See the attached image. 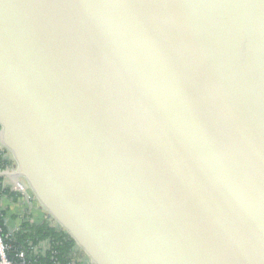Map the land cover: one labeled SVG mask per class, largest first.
Masks as SVG:
<instances>
[{"label": "water", "instance_id": "water-1", "mask_svg": "<svg viewBox=\"0 0 264 264\" xmlns=\"http://www.w3.org/2000/svg\"><path fill=\"white\" fill-rule=\"evenodd\" d=\"M0 144L91 264H264V0H0Z\"/></svg>", "mask_w": 264, "mask_h": 264}, {"label": "trees", "instance_id": "trees-1", "mask_svg": "<svg viewBox=\"0 0 264 264\" xmlns=\"http://www.w3.org/2000/svg\"><path fill=\"white\" fill-rule=\"evenodd\" d=\"M13 164V160L0 153V170ZM1 194L12 196L14 199L19 197V194L7 188L0 189ZM0 228L3 233L8 234L13 252L23 249L24 264H71L80 250L70 235L56 223L53 225L49 219L33 222L26 214L19 226L11 231L5 224V211H0ZM44 241L50 245L49 250H42ZM81 254L85 256L83 252Z\"/></svg>", "mask_w": 264, "mask_h": 264}, {"label": "built area", "instance_id": "built-area-1", "mask_svg": "<svg viewBox=\"0 0 264 264\" xmlns=\"http://www.w3.org/2000/svg\"><path fill=\"white\" fill-rule=\"evenodd\" d=\"M0 153L4 157H7L8 159L12 160L10 154L1 146V144H0ZM14 168H15V164H13L10 167L1 169L0 172L1 171H11ZM0 177H2V180L0 181V189L7 188L9 191L19 194V197H17L16 199L11 198L6 194H1L0 195V211H6V206H3L2 200H1L4 197H9L11 199V203L18 202L16 200H19L18 203L20 205V208L22 209V211L20 212L18 216L19 224H20L22 218L29 212L28 207L30 205L32 206L36 205L37 202L34 198V195L29 190L25 181H23L22 179H16L12 181L9 177L4 176V175ZM41 220L43 219L40 218L39 220H33V222H39ZM42 247H43L42 250L46 251L47 249L49 250L50 245L44 241L42 242ZM12 249L13 248L10 243L8 234L3 233L0 228V264H24L25 263V252L23 251V249L15 250V252H13ZM77 253L78 255L75 258H73V260L71 261V264H91L89 258L86 255L85 256L82 254L80 255L79 250L77 251Z\"/></svg>", "mask_w": 264, "mask_h": 264}, {"label": "crops", "instance_id": "crops-1", "mask_svg": "<svg viewBox=\"0 0 264 264\" xmlns=\"http://www.w3.org/2000/svg\"><path fill=\"white\" fill-rule=\"evenodd\" d=\"M9 197L13 198L12 196H9ZM9 197H4L1 200H2L3 206H6L5 224L12 231L19 224L18 216L20 212L22 211V209L20 208V205L18 203L19 200H16L18 202L11 203V199ZM28 211L29 212L27 213V216L29 217L31 221L39 220L40 217L42 216L41 208L37 206V204L34 206L30 205L28 207Z\"/></svg>", "mask_w": 264, "mask_h": 264}, {"label": "rangeland", "instance_id": "rangeland-1", "mask_svg": "<svg viewBox=\"0 0 264 264\" xmlns=\"http://www.w3.org/2000/svg\"><path fill=\"white\" fill-rule=\"evenodd\" d=\"M37 206H39V204L37 203ZM40 207V206H39ZM41 208V207H40ZM41 212H42V216L40 217L41 219H49V218H47L46 217V213H45V211L41 208ZM49 221H51V223L54 225L55 224V222L50 218L49 219ZM83 252V251H82ZM81 250H79V253H80V255H81Z\"/></svg>", "mask_w": 264, "mask_h": 264}]
</instances>
